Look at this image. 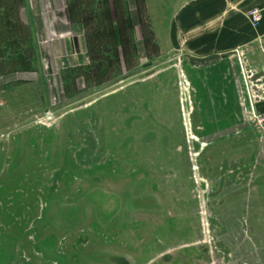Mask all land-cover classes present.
<instances>
[{
    "label": "rangeland",
    "instance_id": "obj_1",
    "mask_svg": "<svg viewBox=\"0 0 264 264\" xmlns=\"http://www.w3.org/2000/svg\"><path fill=\"white\" fill-rule=\"evenodd\" d=\"M94 1L0 0V264H264V132L197 138L198 178L179 68L160 72L235 59L232 26L193 55Z\"/></svg>",
    "mask_w": 264,
    "mask_h": 264
},
{
    "label": "crops",
    "instance_id": "obj_2",
    "mask_svg": "<svg viewBox=\"0 0 264 264\" xmlns=\"http://www.w3.org/2000/svg\"><path fill=\"white\" fill-rule=\"evenodd\" d=\"M98 0L92 13L108 19L113 25H176V50L181 40H190V54L195 53L197 39H211L214 33L223 35L231 30L236 33L235 48L243 50L245 68L251 71L252 85L259 94L264 87V0ZM99 4V5H98ZM262 12V22L252 29L246 14L251 10ZM83 14L86 8L82 9ZM90 12V11H89ZM78 15V14H77ZM86 18H83V20ZM139 19H145L140 21ZM246 27H237V26ZM185 26H193L188 29ZM198 28L204 35L198 34ZM222 41L223 36L220 38ZM180 56L177 54L176 56ZM184 68L196 89L197 112L195 125L202 137H225L221 148L235 145L241 150L245 145L247 129L241 125V79L234 58L197 62L184 59ZM245 75V74H244ZM260 95V94H259ZM258 95L256 109L264 110V98ZM237 131V132H235ZM235 132V133H234ZM237 134V135H236ZM244 138V139H243ZM221 151H224L222 149ZM227 151V150H226Z\"/></svg>",
    "mask_w": 264,
    "mask_h": 264
},
{
    "label": "water",
    "instance_id": "obj_3",
    "mask_svg": "<svg viewBox=\"0 0 264 264\" xmlns=\"http://www.w3.org/2000/svg\"><path fill=\"white\" fill-rule=\"evenodd\" d=\"M234 62L238 68V72L240 75V79H241V84H242V88H241V93H240V103L242 105V122L241 125L247 129V134L246 136L243 138L244 141L249 140L251 137L253 136H257L258 138H260L262 135V131H260L259 129H257L255 127V125L252 123L251 121V115H250V100L252 104H256L257 103V98H258V93L256 90H254L253 88V83L252 80L250 79L251 76V71L248 70L247 68L244 69V73H245V77H246V82L248 84V90L246 88V84H245V80L239 65L238 60L235 58ZM184 59H178L176 60V62H173L172 65L170 66H166V67H162L161 71H164L170 67H178L179 68V84L182 88L181 93V105H182V126L184 128V132L186 134V137L188 138V142L190 145V153L192 154V157L194 158L193 161V166H194V170H196V175L199 178V170L196 167L197 163H196V158L199 157V154L201 152H205L207 150H209V145L208 143H203L202 141L197 140V138L200 139V137L198 135L199 132V128L196 127L195 125V115L197 112V104H196V89L194 88V85L189 77V75L187 74V72L185 71L184 68ZM159 72V73H160ZM157 73V72H155ZM143 81V80H142ZM134 82H137L134 81ZM131 83L133 82H129L124 84L121 88H125L127 86H129ZM110 93V92H109ZM105 95H100L98 96L94 101L100 100V98H102ZM260 96V95H259ZM237 132V131H235ZM234 132V133H235ZM237 135V134H236ZM227 137V136H225ZM224 138V137H222ZM228 138H230V136H228ZM202 142V143H200ZM169 260V255L165 256V258L163 259V261L165 263H167Z\"/></svg>",
    "mask_w": 264,
    "mask_h": 264
},
{
    "label": "built area",
    "instance_id": "obj_4",
    "mask_svg": "<svg viewBox=\"0 0 264 264\" xmlns=\"http://www.w3.org/2000/svg\"><path fill=\"white\" fill-rule=\"evenodd\" d=\"M247 20L251 26L252 29H256L260 26L261 22H262V12L260 10H251L250 12L247 13ZM262 54H264V50H262ZM235 56L239 62L242 74L244 73V69L245 67L242 66V60H244V54L241 51H236L235 52ZM251 78V76H250ZM245 84H246V88L248 91V84L245 80ZM250 115H251V121L252 123L255 125V127L257 129H259L260 131L264 132V111H258L256 109V104H252L251 100H250Z\"/></svg>",
    "mask_w": 264,
    "mask_h": 264
},
{
    "label": "bare ground",
    "instance_id": "obj_5",
    "mask_svg": "<svg viewBox=\"0 0 264 264\" xmlns=\"http://www.w3.org/2000/svg\"><path fill=\"white\" fill-rule=\"evenodd\" d=\"M243 77H244V80H246V77H245V75L243 74ZM250 80V79H249ZM248 92H249V90H248Z\"/></svg>",
    "mask_w": 264,
    "mask_h": 264
}]
</instances>
